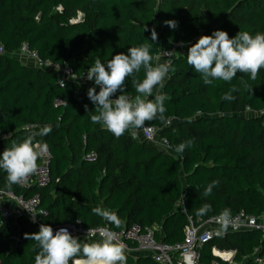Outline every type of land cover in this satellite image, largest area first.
Returning a JSON list of instances; mask_svg holds the SVG:
<instances>
[{
	"label": "trees",
	"instance_id": "16d2710c",
	"mask_svg": "<svg viewBox=\"0 0 264 264\" xmlns=\"http://www.w3.org/2000/svg\"><path fill=\"white\" fill-rule=\"evenodd\" d=\"M166 20H175L176 28H168ZM143 25L155 29L156 42L142 30ZM217 29L229 38L239 30L264 32V0H0V44L5 50L0 54V151L12 140L19 142L29 132L52 125L49 134L36 138L47 144L52 155L48 185L7 188L6 174L0 171V188L25 197L37 192L38 206L47 212L43 221L49 226L104 225L90 211L99 205L116 211L121 219V225L112 229L133 223L156 226L160 228L156 239L165 243L183 239L188 221L181 212V200L194 222L218 215L225 207L232 215L244 210L261 216L264 69L255 80L237 73L230 82L204 85L182 56L199 36ZM177 42L185 44L173 57L175 71L168 73L162 88L167 96L164 116L169 122L145 123L158 128V135L170 145L191 139L192 146L185 148L181 158L132 137L130 130L116 138L90 121L95 109L86 91L92 82L77 78L86 74L94 58L103 61L119 52L126 54L128 47L141 43H153V56ZM22 44L42 60L68 66L75 78H66L61 85L55 69L22 62L14 55ZM150 63L155 65L154 58ZM142 77L143 70L138 79ZM124 85L134 99L137 93L131 78L126 77ZM233 85L237 88L234 99L223 100ZM57 98L61 103H55ZM246 111L252 114L245 115ZM91 152L95 156L86 159ZM213 180L218 183L204 197V187ZM203 203H209L212 212L197 218L195 210ZM38 229L24 217L0 226V264H34L35 242L23 234ZM212 245L234 249L236 264H264L253 259L255 253L264 254V238L257 230L230 231L213 239L201 249V262L213 259ZM126 258V264H155L147 257L126 253Z\"/></svg>",
	"mask_w": 264,
	"mask_h": 264
},
{
	"label": "clouds",
	"instance_id": "9594fccd",
	"mask_svg": "<svg viewBox=\"0 0 264 264\" xmlns=\"http://www.w3.org/2000/svg\"><path fill=\"white\" fill-rule=\"evenodd\" d=\"M164 24L170 29L177 26L175 20H166ZM142 30L149 33L152 42H156L157 33L154 28L143 25ZM180 43L181 46L185 44ZM152 45L153 43H141L128 47L126 54L119 52L103 61L96 57L83 75L85 80L92 82V86L86 91V97L95 109V114L89 115L90 121L116 138L125 131L144 128L146 121L169 122L164 116L167 96L161 89L168 73L175 71V68L170 61L157 62L155 65L150 63L153 60L150 54ZM182 56L185 57L187 66H191L200 75L204 85H213L214 81L230 82L237 73L247 74L248 79L255 80L258 71L264 69V32L252 34L239 30L229 38L225 31L213 30L210 35L199 36L187 47L186 55ZM141 70L143 77L138 79ZM126 77L131 78L132 87L137 93L134 99L125 91ZM61 83L63 85L62 81ZM241 83H244L243 80ZM244 87L250 90L246 83ZM235 91L237 88L231 86L222 95V99L231 101ZM84 108L89 112L87 105ZM51 131L52 125L45 124L29 132L19 142L12 140L8 147L0 151V171L6 174L7 188L25 183L36 172L37 160L45 155L51 156L47 144L36 139ZM132 134L135 138L136 132L133 131ZM149 139L165 151L175 153L177 158H181L185 148H190L193 143L191 139H187L175 145H162L153 137ZM217 183L216 180L211 181L204 187L202 195L208 197ZM90 211L105 223L95 229L88 228L83 239L71 235L65 227L56 229L53 234L52 227L44 223L39 225L37 232L23 234L25 239L35 242L32 248L35 251L34 264H69L70 261L71 264H126L127 247L117 240L112 230L121 225L116 211L99 205L92 207ZM211 212L212 206L203 203L195 210L194 215L202 218ZM35 216L31 215L33 222ZM215 220L218 225L214 230L217 236H223L229 227H238L227 207L219 211ZM2 223L0 221V226Z\"/></svg>",
	"mask_w": 264,
	"mask_h": 264
},
{
	"label": "built area",
	"instance_id": "2783aa9c",
	"mask_svg": "<svg viewBox=\"0 0 264 264\" xmlns=\"http://www.w3.org/2000/svg\"><path fill=\"white\" fill-rule=\"evenodd\" d=\"M77 20V19H76ZM180 42H177L175 46L169 50H160L153 55L154 60L157 58L163 59L164 62L172 61L173 57L179 53L182 49ZM5 53L4 48L0 44V54ZM20 59H26L31 61L32 65L43 69H55L59 75V82L62 85L66 78H75L71 69L68 66L60 67L53 64L49 60H42L37 52L28 49L25 44H22L20 49L15 52ZM79 81L85 80L83 75L77 78ZM55 103H61L60 99H55ZM169 121V120H168ZM133 131L136 132V136H140L146 142H153L149 137H153L158 140L162 145H170L166 138L158 135V128L153 125L146 124L145 127L139 130H130V135L133 137ZM135 136V137H136ZM159 136V139L157 138ZM95 156L94 153H88L85 158L91 159ZM52 159V155L42 156L37 160V170L34 174L27 178V181L23 184H19L21 188H42L48 185L50 182L49 164ZM40 196L33 193L30 196L25 197L23 194L15 193L10 189L0 188V221L2 225H7L9 221L15 220L18 217H24L30 224L39 228L41 223H44L43 218L47 212L45 209L39 207ZM182 205L181 212H183L187 218V224L183 228V239L175 243H165L161 239H156V228L150 226H140L133 223L122 229H112L117 240L122 241L126 247V253L129 255L131 251H138L143 253L147 258L153 261L155 264H236L234 261V249L218 248L216 245L211 246V254L213 259L209 263L201 262L200 252L201 249L213 239H219L226 236L230 231H243V230H257L264 238V217L254 216L244 210L238 211L232 215L233 222L238 225L235 229L229 227L228 231L223 236H217L215 229L218 227L215 216H211L207 219L194 222L187 214L183 201H180ZM35 214V221L31 219V215ZM45 224V223H44ZM53 229V234L56 229L65 227L68 229L71 235H78L84 238L86 230L88 228L95 229L98 226L83 227L79 222L64 224L50 225ZM96 238V237H94ZM254 261L258 263H264V254L253 255Z\"/></svg>",
	"mask_w": 264,
	"mask_h": 264
},
{
	"label": "crops",
	"instance_id": "0c3cea01",
	"mask_svg": "<svg viewBox=\"0 0 264 264\" xmlns=\"http://www.w3.org/2000/svg\"><path fill=\"white\" fill-rule=\"evenodd\" d=\"M21 60H22V62H24V63H27V64H31V65H32L31 61H29V60H26V59H23V58H22ZM157 62H159V63H164L163 59H158V60H156V61H155V64H156ZM161 91H162V89H161ZM135 138H137V139H139V140H143L140 136H136ZM157 138L159 139V136H158ZM143 141H144V140H143ZM150 143L156 145V147H157L160 151H162V152H164V153L172 154L173 156H175V157L177 158V155H176L175 153L171 152L170 150H169V151H165L162 147L158 146L156 143H154V142H150ZM177 159H179V158H177ZM180 177H181V181H182V183L184 184V180H183L182 173H180ZM262 216L264 217V213L262 214ZM154 227L156 228V230H157L158 232H160V228H159V227H156V226H154ZM129 255H130L131 257H133V258L146 257L143 253L138 252V251H131V252L129 253Z\"/></svg>",
	"mask_w": 264,
	"mask_h": 264
},
{
	"label": "rangeland",
	"instance_id": "374dc122",
	"mask_svg": "<svg viewBox=\"0 0 264 264\" xmlns=\"http://www.w3.org/2000/svg\"><path fill=\"white\" fill-rule=\"evenodd\" d=\"M79 15V14H78ZM15 55V54H14ZM15 56H17V55H15ZM18 57V56H17ZM244 114L245 115H250V114H252V112H250V111H246V112H244Z\"/></svg>",
	"mask_w": 264,
	"mask_h": 264
}]
</instances>
